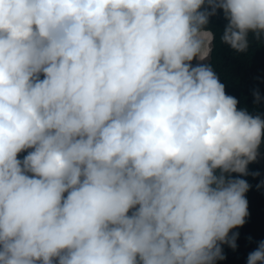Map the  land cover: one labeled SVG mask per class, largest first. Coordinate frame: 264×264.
<instances>
[{
    "label": "clouds",
    "instance_id": "obj_1",
    "mask_svg": "<svg viewBox=\"0 0 264 264\" xmlns=\"http://www.w3.org/2000/svg\"><path fill=\"white\" fill-rule=\"evenodd\" d=\"M218 10L234 51L264 39V0H0V264H216L236 249L250 185L231 174L248 175L264 118L192 63ZM247 264H264V241Z\"/></svg>",
    "mask_w": 264,
    "mask_h": 264
},
{
    "label": "trees",
    "instance_id": "obj_2",
    "mask_svg": "<svg viewBox=\"0 0 264 264\" xmlns=\"http://www.w3.org/2000/svg\"><path fill=\"white\" fill-rule=\"evenodd\" d=\"M226 24L222 10H218L217 15L210 17L205 26L204 30L211 32L213 37L208 65L224 85L226 94L237 99L238 110L246 109L251 115L264 118V39L257 41L250 33L248 50L238 53L221 41ZM257 91L261 97L259 102L253 96ZM259 154L264 155V141ZM25 155L27 152H22L18 158L23 159ZM247 171L248 175L239 176L235 173L233 178L244 179L250 185L245 194L248 216L242 227L232 230L239 233L236 249L222 245L224 259L217 260L216 264H247L249 253L258 247L260 241H264V173L256 161L247 166Z\"/></svg>",
    "mask_w": 264,
    "mask_h": 264
},
{
    "label": "rangeland",
    "instance_id": "obj_3",
    "mask_svg": "<svg viewBox=\"0 0 264 264\" xmlns=\"http://www.w3.org/2000/svg\"><path fill=\"white\" fill-rule=\"evenodd\" d=\"M210 37V35H208ZM204 39L205 41V44H206V48H205V53H206V57H205V60L204 61H197V60H193L192 63L193 65L197 64V63H208L211 58V51H212V47L213 45L211 44V37L209 38V40L207 39V37L205 38H202ZM208 45V47H207ZM263 169V173H264V155L263 154H259L257 159L255 160ZM235 173L231 174L232 178L234 176Z\"/></svg>",
    "mask_w": 264,
    "mask_h": 264
},
{
    "label": "bare ground",
    "instance_id": "obj_4",
    "mask_svg": "<svg viewBox=\"0 0 264 264\" xmlns=\"http://www.w3.org/2000/svg\"><path fill=\"white\" fill-rule=\"evenodd\" d=\"M207 35H210V34L207 33ZM210 37H211V44H212V41H213L212 34L210 35ZM210 37H209V38H210ZM207 47H208V45H207ZM211 52H212V51H211Z\"/></svg>",
    "mask_w": 264,
    "mask_h": 264
}]
</instances>
